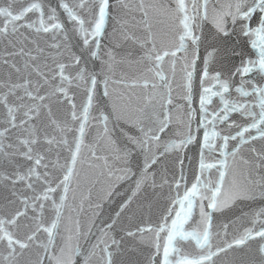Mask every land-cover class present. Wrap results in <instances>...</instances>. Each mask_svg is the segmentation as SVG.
I'll return each mask as SVG.
<instances>
[{"label":"snow or ice","instance_id":"6c2138e0","mask_svg":"<svg viewBox=\"0 0 264 264\" xmlns=\"http://www.w3.org/2000/svg\"><path fill=\"white\" fill-rule=\"evenodd\" d=\"M0 264H264V0H0Z\"/></svg>","mask_w":264,"mask_h":264}]
</instances>
